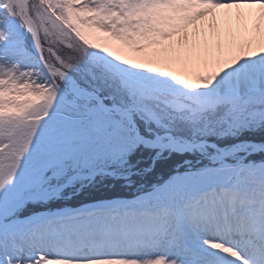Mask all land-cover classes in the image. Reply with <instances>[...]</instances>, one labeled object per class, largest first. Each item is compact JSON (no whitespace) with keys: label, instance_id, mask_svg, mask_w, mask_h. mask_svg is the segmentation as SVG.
Here are the masks:
<instances>
[{"label":"snow or ice","instance_id":"obj_1","mask_svg":"<svg viewBox=\"0 0 264 264\" xmlns=\"http://www.w3.org/2000/svg\"><path fill=\"white\" fill-rule=\"evenodd\" d=\"M0 264H264V0H0Z\"/></svg>","mask_w":264,"mask_h":264},{"label":"trees","instance_id":"obj_2","mask_svg":"<svg viewBox=\"0 0 264 264\" xmlns=\"http://www.w3.org/2000/svg\"><path fill=\"white\" fill-rule=\"evenodd\" d=\"M162 175H163V173L162 172H159V173L156 174L155 177H152V179H157L158 177H160ZM109 188H111V186H109ZM125 191H127V190H125Z\"/></svg>","mask_w":264,"mask_h":264}]
</instances>
